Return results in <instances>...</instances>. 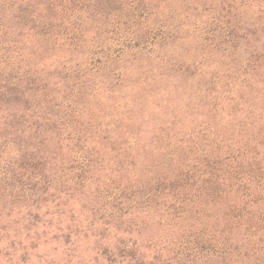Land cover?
<instances>
[{"label": "rangeland", "instance_id": "rangeland-1", "mask_svg": "<svg viewBox=\"0 0 264 264\" xmlns=\"http://www.w3.org/2000/svg\"><path fill=\"white\" fill-rule=\"evenodd\" d=\"M121 1L38 50L47 25L0 11L7 135L51 177L43 200L0 201V264H132L131 246L145 263L264 264V0ZM174 177L211 202L168 226L142 198Z\"/></svg>", "mask_w": 264, "mask_h": 264}, {"label": "trees", "instance_id": "trees-1", "mask_svg": "<svg viewBox=\"0 0 264 264\" xmlns=\"http://www.w3.org/2000/svg\"><path fill=\"white\" fill-rule=\"evenodd\" d=\"M121 4V0H0V11H7V18H9L10 21L17 20L19 22L18 25H35V23L47 25L46 29L42 31L39 40L42 42L31 44L33 48L37 46L36 50H38L42 44H45V46L47 44H55L54 41H56V32H58V30L56 27H53V25H62L64 21H68V24L70 25H87L88 21L86 22V17L87 15L92 17L96 16L97 14L95 13V9L107 8L108 10L111 9V12L113 13L115 9H119ZM126 4L128 5L129 1L126 2ZM0 16L2 15L0 14ZM108 16H110V14L107 13L106 15L102 13L101 17L97 15L99 20ZM74 22L76 24H74ZM124 23L127 22H123L122 24ZM32 29H34V27ZM6 33L7 32L3 30V34ZM81 34L82 33L78 27L76 33H73L70 37H73L74 39L80 38ZM7 39L5 42H7ZM0 41V43L4 42L2 37L0 38ZM4 45L6 44L4 43ZM0 58L2 57L0 56ZM21 62L25 63V56H23V60ZM21 62L16 64L20 66ZM7 79L8 80L5 84L0 83V201L3 203L9 199L8 196L10 194H8V190L9 187L13 186L34 190L36 191L35 201L38 198L39 200H43L44 195L50 186L48 181H51V177L45 173V171H43L44 164L39 163V160H31L28 157H26V159L24 158L25 151L20 149L21 147L18 146V143L21 139L20 134H17V137L14 133L7 135L8 130H11L9 125L16 122L19 123L17 117L18 115L16 116L15 114L12 115L9 113L5 114L4 112V107L7 103H9V100L16 99L14 87H9L10 78ZM1 81L2 79H0V82ZM22 95H24V93H21L20 97ZM13 103H15V101H13ZM25 108L27 107H20L18 110L19 112H22L21 110H24ZM19 112L17 113L19 114ZM11 137H13V139H11ZM17 138L18 140H16ZM16 141L17 143L15 144ZM11 150L13 154L17 151L14 157H9L12 155L10 153ZM10 160L14 161L13 166L10 165ZM181 184H183V182H179V180L174 177L166 182V186H164L163 189L158 190L159 184H157L155 188L151 189L153 191L151 194L145 196L144 198L141 197L143 202L150 199L149 203L152 204V211L149 213L150 216H157L156 218H158L159 222L162 218H165L166 225L173 226L178 224L180 219H183L182 217H184L186 220H190L192 218L198 220L199 218L197 216L204 214L201 213L203 208L200 206V204H205L210 200L204 202V196L202 194L203 190L199 188H195L192 191L191 189H186L183 191L185 193H183L182 197H180L177 189ZM50 189L51 188H49V190ZM159 192L162 196H170L172 199L175 198L177 203L172 202L167 207H163V205L159 204ZM187 193H190V195L187 196ZM145 204L147 205V203ZM255 221V224L257 225L258 219ZM209 222L210 221L207 222L206 219H203V221L199 222L200 229L195 234V236L197 234H203V236L197 238V244L204 240L205 235L213 236V234H210L208 229V226L210 225ZM233 229H235L234 225L227 222L223 224L222 230L218 229V232L219 234H232L231 231ZM207 231H209L210 235L206 233ZM124 248L125 247H123V249ZM134 249V246H131L127 249L125 248L124 250L125 255L134 257L135 261H133L132 264H159L155 260L145 263L141 260V258H135L136 252H133ZM183 253L184 249L182 250V254ZM185 257L188 259L187 254H185ZM178 264L185 263L180 261Z\"/></svg>", "mask_w": 264, "mask_h": 264}]
</instances>
